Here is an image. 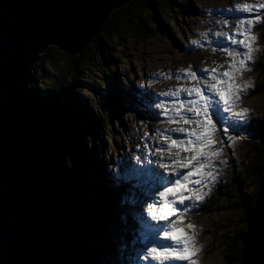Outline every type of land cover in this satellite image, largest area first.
<instances>
[{"label": "rangeland", "instance_id": "rangeland-1", "mask_svg": "<svg viewBox=\"0 0 264 264\" xmlns=\"http://www.w3.org/2000/svg\"><path fill=\"white\" fill-rule=\"evenodd\" d=\"M171 1L172 5L169 4V6H173L174 11L168 10L162 13L159 11V17L154 16L150 20L151 25L149 27L153 33L148 39L135 35L130 28V31H126L122 27L121 35L113 37L111 44L109 43L105 49H102L99 43H95V52L99 57L93 55L91 63L82 66V69L78 72V77L83 82L82 84L76 83L77 85L73 88L78 101L84 103L86 108L90 109L100 119L98 132L102 149L97 150L96 156L104 167L101 168L103 172L101 171L97 176L106 188L108 186L121 188V190L118 189V192L122 204H125L124 200L131 199L134 191L131 186H129L131 189L127 186L124 187L125 189L122 188V186H125L126 180L132 178L129 163L134 160V154L146 145L152 128L155 130L159 128L164 136L171 134L186 135L171 131L172 128L180 125L169 124L167 116L160 114L162 110L161 112L157 108L155 110L154 106L149 104V93L157 95L158 90L160 93L172 90L163 86L170 85L171 81L177 80L176 74H181V78H185L183 72L185 69L189 71L210 70L217 68V65H223V67L217 68V71H225L230 61L224 59L227 54L221 51L222 47L215 45V42L219 40L215 34L221 33V38H227L228 34L237 31L235 26L241 20L246 21L247 18L255 20L254 13L237 11L240 15L233 19L236 24L233 22V27L223 30L222 27L226 26L224 22L226 23L234 14L230 13L231 9H236L235 6L242 0ZM252 1L254 2L253 7L259 9L260 16L259 22L251 30V35L256 37L255 52L249 65L250 71L244 72L236 81L242 88L245 84H251V88L242 94L237 108V110L240 108L249 109L250 116L246 121L239 122L238 127L231 128L230 132L224 133L222 129L220 133L215 134L217 143L214 147L220 152L217 159L213 161L216 179L209 181L208 187L201 189L205 195L200 201L190 200L192 203L187 204L186 211L190 206L194 205L193 208H195L197 203L202 202L196 208L195 216L190 214L188 217H182L183 232L195 240L194 247L197 250V255L194 257L195 264H225V249L228 246V241L231 237L237 236H235L236 232L231 234L232 228L237 227L239 231V227L243 225V214L230 210L226 202H222L217 198L214 199L213 196H215L218 189H233L234 180L241 177V172L245 169L246 164L251 163L257 156L256 152L252 151L253 149L250 147L257 134L251 135L247 128L251 123L257 122L259 124L260 120L264 119V93L259 90L261 76L256 66L264 51L262 31L264 8H259V5L264 4V0ZM168 2V0H165L166 4ZM176 3H180L181 8ZM181 9L182 13L180 12ZM147 12L152 13V10ZM212 33H214V36H211ZM52 47L43 66L36 70L40 79L39 86H42V82L47 89L57 85L65 93L69 90L70 78L74 76L73 69L69 67L71 63L68 61L66 53L56 46ZM101 55L107 60H111L113 66L117 67L116 73L110 72L108 63L105 66L101 62ZM191 83L193 86L195 85V82ZM114 85H116L115 88ZM176 87L180 88L177 83ZM184 95L186 96V94ZM171 105L172 103L169 104V108H171ZM167 115H172V113L169 111ZM157 116L158 119L155 120ZM154 120L155 122H153ZM150 122H153L152 126L148 124ZM184 126L191 127L189 125ZM161 134L159 136L155 134L154 137H151L147 144L150 148L147 149V153H154V149L159 148L161 145L167 148V144L170 142L161 139ZM145 152V150H142V154H145ZM260 154L262 155L261 151ZM126 165H128L131 174L124 171L127 170ZM151 169L153 170L152 178L154 181L159 169L153 166ZM116 174L121 177L120 183L113 182ZM124 177L127 178L124 179ZM106 179H110L112 184L106 183ZM97 186L99 185L97 184ZM246 186L248 188L244 186L243 192L246 194L252 192L253 182H247ZM109 191L110 189H107V192H103L104 196L101 195L100 197H105ZM90 195H93L92 191ZM114 197L111 198L112 202H118L117 197ZM139 199L129 200L127 205L137 203ZM211 201H215L213 208H216L212 212L208 211L204 214L203 204L206 206ZM120 202H118V205ZM142 204H138L139 209L143 207ZM113 210L116 209L113 208ZM104 219L107 220V218ZM119 219L120 223L115 221L104 222L102 230L93 228L95 232L97 230V234L101 235V238H97L100 252L96 251L95 248L93 249V243L91 242L87 245L89 254L94 256L99 264H143L145 250L148 247L144 235L135 224L126 226L123 222L126 221L123 214L119 216ZM178 222L180 223V219ZM121 223L126 226V230H123ZM188 224L193 225L194 228L189 229ZM137 226L139 227V225ZM126 231L130 233L129 237H127ZM147 235L151 240L152 234ZM90 241L91 239L87 242ZM183 263L180 262V264Z\"/></svg>", "mask_w": 264, "mask_h": 264}, {"label": "water", "instance_id": "water-1", "mask_svg": "<svg viewBox=\"0 0 264 264\" xmlns=\"http://www.w3.org/2000/svg\"><path fill=\"white\" fill-rule=\"evenodd\" d=\"M130 1L0 0V264H85L86 220L66 165L78 122L62 99L34 88V71L51 45L80 55ZM262 206L264 177L240 235L242 264H264L259 244L248 247Z\"/></svg>", "mask_w": 264, "mask_h": 264}, {"label": "snow or ice", "instance_id": "snow-or-ice-1", "mask_svg": "<svg viewBox=\"0 0 264 264\" xmlns=\"http://www.w3.org/2000/svg\"><path fill=\"white\" fill-rule=\"evenodd\" d=\"M259 8H264V4L259 5ZM234 10L255 14V20H241L235 26L237 31L227 37L230 44L237 45L244 51L241 53L235 49L222 48V52L232 57V61L227 66L228 70L223 72L217 71V68L223 67V65H217V68L210 70H183L184 77L195 81V85L160 93L161 96H171L173 98L171 108L164 106L162 102L155 105L156 108L162 109L160 114L167 116L169 124L180 125L172 128L171 131L186 134V139L177 141L171 136L161 134V139L171 141V143L167 144V149L161 145L160 148L156 149V152L163 159L164 151H168L170 163L167 165L161 163L160 166L162 168L171 167L172 174L156 173L158 182L156 191L161 206L159 212H157L155 205H148L147 213L153 220H167L168 217L178 214L175 205H185L187 200L198 202L203 198L205 193L201 189L208 187V182L216 179L213 161L220 155L219 150L214 147L217 143L215 138L218 131L217 126L224 125L223 132L227 133L229 127H238L239 122L246 121L250 116L249 109L240 108L237 110V108L242 94L251 88V84H245L242 88L236 81L244 72L250 71L249 65L255 52L254 45L256 41V37L251 35V30L259 22V9L246 4L237 6ZM216 35L220 36L221 33H216ZM237 36L240 38L237 39ZM201 71L207 74L208 80H203L202 77L198 76L197 73ZM176 79H181V76L176 74ZM181 94H186L189 99H179ZM169 111L172 115H167ZM184 125L191 127H185ZM174 146H179L184 152H191L192 154L181 157L179 153H176V158L172 159L171 149ZM145 148H147V145H145ZM137 159L148 160V156L141 155ZM148 163L151 164L152 161L148 160ZM175 166L188 169V171L177 173ZM173 176L175 177L174 180ZM126 178L124 177V179ZM113 182H121L119 174H116ZM257 213L260 215L262 227L257 237L255 220H253L249 231L251 239L248 247L250 252L255 251L257 244L264 250V206L257 209ZM257 213H253V217ZM180 223H183L182 218H180ZM187 227L189 229L194 228L191 224H188ZM157 235L162 237L160 241L156 240ZM165 241H172L173 243H166ZM150 244L154 246L146 247V254L143 257L149 260V264H174L175 261H189V264H195L193 259L197 255V250L194 247L195 240L193 237L186 235L175 222L169 223L162 229L157 226V231L152 233Z\"/></svg>", "mask_w": 264, "mask_h": 264}, {"label": "trees", "instance_id": "trees-1", "mask_svg": "<svg viewBox=\"0 0 264 264\" xmlns=\"http://www.w3.org/2000/svg\"><path fill=\"white\" fill-rule=\"evenodd\" d=\"M168 1V4H166L165 0H133L125 7L114 10L109 20L103 25L102 31L99 33L98 37H96L77 57H67L68 61L71 63L69 64V67L73 69L72 71L74 73V76L70 78V86L68 87V91L64 93L63 90L57 85H53L51 89H47L43 82L42 86H38L43 96L55 94L72 110L73 107L77 108L73 110L78 122L77 147L73 155L68 158L66 165L70 171L72 183L75 186V195L78 199H81L79 205L81 208V213L86 220L85 234L80 242L81 248H84L85 250L83 253L86 257L85 264H96L98 262L94 256L91 254L89 256V254L86 252V244L92 242L93 249L95 248L100 252L97 244V238H101V235L97 234V230L95 232V229L93 228L102 230L103 223L110 222V219L113 218L114 213L111 212L113 202L111 198L114 197V195L108 193L105 197H100L101 195L104 196L103 191L100 194L102 189L99 182V177L97 176L101 172V164L100 161L97 160L98 157L96 156L98 148L101 147V142H99L100 135L98 132L100 129V119L90 109L86 108L82 102H78L74 98L75 93L73 88L75 87V83L80 81L78 72L82 69V66L84 67L91 63L93 55L99 57L95 52V43H99L102 49H105L113 37L121 35L122 27L123 30L126 31H130V29H132V33L138 36L140 35L144 39L151 37L153 31L149 27V25H151L150 20H152L154 16L159 17V11L161 13L168 10L174 11V7L169 6V4L172 5V1ZM181 1L186 2V0ZM176 4L181 8V5H179L180 3ZM148 10H152V13H148ZM180 12H183L182 9ZM262 31L264 35V25ZM51 48L53 47H49L47 53L43 55L41 62L36 66V70L43 66V63L45 62L48 53H50ZM101 62L105 66H107L108 63V69H110V72L116 73L115 71L117 67L113 66L111 60H107L103 55H101ZM256 66L258 67V72L261 76L259 90L260 92L264 93V51L261 54L259 62ZM35 74L37 80H40L36 71ZM250 127L251 130L254 129L256 131L255 133L257 134L253 144L250 146L253 149L252 151L256 152L257 156L255 159H253V161H251V163L246 164L245 169L241 172V177H238L234 180L232 186L233 189L226 190L223 188L224 190L222 189L218 191L214 198H217L222 202H226L230 210H233L237 213L240 212L244 217L243 225L239 227V231L237 227L232 228L231 234L236 232L235 236H237L233 238L231 237L228 241V246H226L225 249V264H242L241 258L243 253V243L241 241L240 235L247 229L245 217L247 212L256 204L259 184L264 177V119H261L257 127L254 125H251ZM261 147H263V149H261ZM260 151L262 155L260 154ZM102 178L104 179V176ZM95 180L96 182H94ZM105 181L108 184H112L110 179H106ZM247 182H253L252 192H249L248 194L243 192L244 186L248 188V186H246ZM97 184L99 186H97ZM113 189H115V187H113ZM91 191L93 192V195H90ZM105 200L106 202H104ZM211 202L210 204L206 205L204 214L208 211L212 212L216 208H213V206H215V201ZM115 204H118V202ZM103 217L107 218V220H105ZM114 219L116 218H113V220ZM89 239H91V241L87 242ZM230 241L232 242L229 244Z\"/></svg>", "mask_w": 264, "mask_h": 264}, {"label": "clouds", "instance_id": "clouds-1", "mask_svg": "<svg viewBox=\"0 0 264 264\" xmlns=\"http://www.w3.org/2000/svg\"><path fill=\"white\" fill-rule=\"evenodd\" d=\"M53 46V45H52ZM51 47V46H50ZM47 53V52H46ZM45 53H42L41 55H42V57H43V55H44ZM67 55V54H66ZM68 56V55H67ZM69 57H72V56H69ZM77 57V56H76ZM75 58V57H74ZM41 62V61H40ZM40 62H38L37 63V65H39V63ZM36 65V66H37ZM35 71H36V67H35ZM34 71V72H35ZM36 75V74H35ZM36 79H37V77H36ZM111 80H113L114 81V79H112L111 78ZM82 80H80L79 82H77V83H80V84H82ZM77 84L75 83V86H76ZM33 86V85H32ZM38 86H39V82H38V80H37V84L35 85V87L34 88H36V90L37 91H39L40 92V90H39V88H38ZM114 88L116 87V85H114L113 86ZM41 93V92H40ZM42 94V93H41ZM53 95H55V94H53ZM43 96V95H42ZM50 96H52V95H50ZM57 96V95H56ZM43 97H49V96H43ZM58 97V96H57ZM74 98H75V100L76 101H78V99H77V96H75V94H74ZM79 102V101H78ZM83 105H85L84 103H83ZM84 107V106H83ZM85 108V107H84ZM73 110H75V108L73 107ZM76 112V111H75ZM77 120V119H76ZM86 145H87V143H86ZM98 150H99V148H98ZM98 161H100V159L98 158L97 159ZM100 164H101V161H100ZM104 166H103V164H101V167L100 168H103ZM102 171V170H101ZM103 172V171H102ZM121 178V177H120ZM99 182H100V185H101V191H100V194H101V192L103 191L104 193L105 192H107V189H110V191L108 192V193H110V194H112V195H114V196H116L117 197V199L119 198L118 196H119V192H118V189L119 190H121V188H118V187H116L115 189H113V186L112 187H110V186H108V188H106V186H105V184H103L100 180H99ZM122 188H124V187H122ZM134 189V188H133ZM130 190V189H129ZM133 196H131V200H132V198L133 197H135V200L136 199H139V198H137L136 196H138V197H140V198H143V197H145L146 196V193H143V191H139V193L138 194H136V190H134L133 191ZM124 201H126V200H124ZM79 202H81V199H79ZM114 202V201H113ZM128 202V201H127ZM126 202V203H127ZM132 202H134V201H132ZM144 201L142 200V199H139L138 200V202L137 203H130V204H126L125 206H123L124 207V209H121V206H120V203H119V205L117 204V206H115V202L113 203V207H112V210H111V212H113L114 214H113V218H116L115 219V221H117V218H119V216L121 215V213H122V211L125 213L127 210L130 212V213H133L134 214V216L136 217L137 216V210H138V213H139V211H140V209H139V207H138V204H142ZM129 207V208H128ZM144 207V206H143ZM113 208H115L116 210H113ZM119 209H121L120 210V214H119ZM132 209H133V211H132ZM118 216V217H117ZM85 219V218H84ZM85 234V233H84ZM129 235L130 234H127V237H129ZM84 236V235H83ZM82 236V237H83ZM82 240V239H81ZM88 244H91V243H88ZM88 244H86V245H88ZM81 246V245H80ZM96 250V249H95ZM81 251H82V256H83V260H84V262L86 263V257H85V254H83L84 253V248H81ZM97 251V250H96ZM86 252L89 254V248L86 246ZM89 256H90V254H89ZM96 264H99L98 262L96 263Z\"/></svg>", "mask_w": 264, "mask_h": 264}, {"label": "bare ground", "instance_id": "bare-ground-1", "mask_svg": "<svg viewBox=\"0 0 264 264\" xmlns=\"http://www.w3.org/2000/svg\"><path fill=\"white\" fill-rule=\"evenodd\" d=\"M127 90V89H126ZM112 94H113V92H112ZM75 109H77V108H75ZM253 132H256L255 130H252ZM101 149H102V146H101ZM142 153V152H141ZM155 182H156V180H154ZM158 183V182H157ZM142 191V190H141ZM144 193V192H143ZM115 198V197H114ZM113 198V199H114ZM138 198V197H137ZM142 199V198H141ZM112 204V203H111ZM143 205V204H142ZM115 206H117V204L115 205ZM140 211L141 212H143V207H141V209H140ZM144 213V212H143ZM146 214L148 215V213L146 212ZM172 222H174V221H172ZM171 222V223H172ZM157 226H159V222L157 223V224H155V226H153L152 227V229L154 230V231H157ZM139 229H140V227H139ZM167 243V242H166ZM170 243H172V242H170ZM194 259V258H193ZM85 263V262H84Z\"/></svg>", "mask_w": 264, "mask_h": 264}]
</instances>
